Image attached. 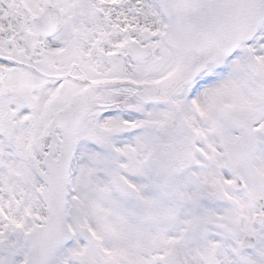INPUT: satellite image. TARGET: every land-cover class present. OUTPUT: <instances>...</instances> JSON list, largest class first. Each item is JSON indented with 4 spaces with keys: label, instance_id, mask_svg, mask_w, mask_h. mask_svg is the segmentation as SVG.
<instances>
[{
    "label": "snow or ice",
    "instance_id": "snow-or-ice-1",
    "mask_svg": "<svg viewBox=\"0 0 264 264\" xmlns=\"http://www.w3.org/2000/svg\"><path fill=\"white\" fill-rule=\"evenodd\" d=\"M0 264H264V0H0Z\"/></svg>",
    "mask_w": 264,
    "mask_h": 264
}]
</instances>
